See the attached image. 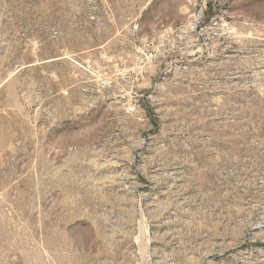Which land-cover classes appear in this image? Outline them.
Returning a JSON list of instances; mask_svg holds the SVG:
<instances>
[{
  "label": "rangeland",
  "instance_id": "374dc122",
  "mask_svg": "<svg viewBox=\"0 0 264 264\" xmlns=\"http://www.w3.org/2000/svg\"><path fill=\"white\" fill-rule=\"evenodd\" d=\"M0 264H264V0H0Z\"/></svg>",
  "mask_w": 264,
  "mask_h": 264
},
{
  "label": "built area",
  "instance_id": "2783aa9c",
  "mask_svg": "<svg viewBox=\"0 0 264 264\" xmlns=\"http://www.w3.org/2000/svg\"><path fill=\"white\" fill-rule=\"evenodd\" d=\"M131 110V109H130ZM133 111V110H132Z\"/></svg>",
  "mask_w": 264,
  "mask_h": 264
}]
</instances>
